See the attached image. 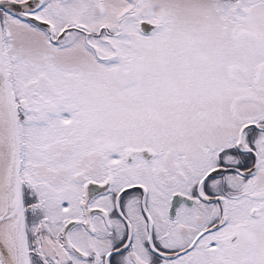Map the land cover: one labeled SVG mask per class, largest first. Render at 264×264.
I'll use <instances>...</instances> for the list:
<instances>
[{
    "label": "snow or ice",
    "instance_id": "1",
    "mask_svg": "<svg viewBox=\"0 0 264 264\" xmlns=\"http://www.w3.org/2000/svg\"><path fill=\"white\" fill-rule=\"evenodd\" d=\"M0 264H264V0H0Z\"/></svg>",
    "mask_w": 264,
    "mask_h": 264
}]
</instances>
